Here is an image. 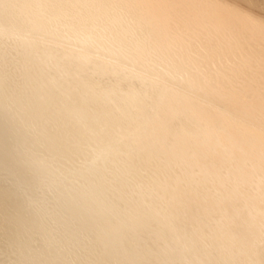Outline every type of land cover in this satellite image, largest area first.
<instances>
[{
	"label": "bare ground",
	"instance_id": "1",
	"mask_svg": "<svg viewBox=\"0 0 264 264\" xmlns=\"http://www.w3.org/2000/svg\"><path fill=\"white\" fill-rule=\"evenodd\" d=\"M218 1H220V0H218ZM230 1L231 2H233V1L239 2L240 5H237L238 7L235 5V7L239 8V9L242 8L243 12H244L245 8L246 9L249 8V9L253 10L254 6L257 7V9H255V10H258L260 12V14L262 15V17L259 18V20H263V22H264V0H260L261 5L257 1H256V4H254L252 2L254 4V6H252L253 4L251 5V2H250L251 0H230ZM220 2L224 3L228 7L231 6V3L226 2V0H221ZM220 2L215 3V5L220 4V6L222 7V5H224V4H221ZM148 3H150V0H0V71L4 72L5 76L7 77L8 74L14 72L13 69H19L20 67H22L20 65H22V64L25 65L24 61L29 60L31 58L30 57L31 55L28 52L29 48L30 49L35 48L36 46H38L40 44L39 46L47 45L46 48L48 50H49V48L53 49V47L58 46L60 48L65 49L63 51L67 50L68 54H69V52H71L70 54H73L75 56L74 58H70V57L68 58L67 57V59H65L63 62L59 63L58 68L60 67L61 70L64 69V71L65 70L67 71V74L65 76H68V74L71 75V73L73 71H75L76 66L79 65L78 61L81 60L80 62H82L83 59L89 58L91 61V62H89V65L93 62L98 68H100L101 71H99L98 68L96 69V71L99 74L101 72H106L107 71L106 68L110 69L112 67L111 68L112 70L110 73L112 74L113 78H117V80L119 79V81L122 80L123 79L122 77H124L125 75L126 76L129 75V77H127V79H129L131 75H132V77L139 78V80L140 79L144 80V78H147L150 82V86H149V84L147 85L146 83H143V85L146 84V86L141 85L142 84V83H140V82H142L141 80L138 82L137 85H141V87H145V88H147V86H148V88L151 87L152 89H148L146 91L144 89V93L139 92L140 93L139 95L137 93H136V95L134 94L135 91L137 92L138 86L135 87L133 85L135 87L134 88L132 86V84L134 82L132 83V81L130 79L129 80L131 81V86L128 85L130 82L128 84L124 83L125 85H123L122 81H121L122 84H119L118 81L116 83H114L115 81H113L111 79L110 75H108V72H107V74L104 73L105 75L102 73L103 75L101 74V75L97 76L98 77V79L96 78L97 82L101 83L100 86H95V84L98 85V83H95V81H93L95 78L92 80L94 82V84H93V82L91 83V80L89 81L86 79L89 83L94 85V88H92V86H89L90 84H87V83H85L87 85H84V88H86V86H89V88L91 87L90 89H92V92L90 89L88 90V88L86 90L83 87H81V88H83V90L86 91V93H88V91L90 94L93 93V94H91V95H93V98H91L92 96L89 95V93H88V95L90 96L89 97L90 100L88 99V96L86 99H88L90 102L93 99L96 103L95 104L94 101H92L93 104H91V105L92 106L95 105V107L93 106L94 108L91 109V111H92L91 114L89 112L91 106H88V105L87 106L90 107V108L87 107V109H89V111H88L89 114L84 113V115H86V116L91 115L90 121L87 120V122H84L83 120H86V118H85L82 121L84 123H86V125L85 124L84 125L78 124L79 126H75L76 128H78L77 131L75 130L76 134H79L82 137V139H83V137H85L84 139H86V142L95 141V143L96 142L99 143V141L107 140V137L109 136L110 133L111 134L115 133L117 135L118 134L121 135L123 133V132L119 133L121 131V129H122V131H123V129L125 130V128L128 127V125L130 127H132V129H133V130L129 131L130 127H128V130L127 129L125 130V131H129V133L124 136L126 139H122L123 141L119 142L118 145H116V148L115 149L113 148L114 150L113 149L111 150V148L109 150L107 149L110 152H108V151L103 152V150L105 148H108L107 146H105V148H104V145H106L108 143V142L106 143V141H105L104 145L101 146V147H103V148H101V149H103L102 151L99 147H97V148L95 147L96 150L99 148V150H97V152L99 151L98 152L99 154H100V151L103 153L108 152L107 154L110 153V155H111L110 157H112V158L109 159L108 162L110 160L112 161V159H113V164L110 161L111 164L113 165L112 168H116L118 172L112 171V168L110 170V166H109L110 162L109 163L104 162L105 165H103V168L105 169V166L108 164L109 170L111 172H114V174H115V172L118 173V176L120 177L119 179L120 180L123 179L122 181L125 180V182H126L125 183L126 185L123 184V189L121 190V188H122L121 184H120L121 181L119 180V182H118V184H120V186H119L120 188H119V187H117L118 185L116 186V184H114L118 181L117 179H116L117 181H115V177L117 175H114L115 177L113 176L114 177L113 178V177H110V175L111 174L113 175V173H110V175H109L110 178H108V179L106 178V179L109 181V183H111V181L109 179L113 178L112 179L113 183L106 184L108 181H104V182H106L105 184L99 183L100 185L97 186V188H95V190L97 189V191L101 190L100 195L103 196V198H107V199L111 198L112 202L110 204L108 214L116 217L120 226L122 224L124 225L122 231H126V229H127V232H128V229L131 226V224L127 228V226H128L127 222L128 221L131 222L130 220H132L133 218L136 217V219L138 218L137 219L138 221L140 220L143 222V224L144 223L147 224L150 231L156 233L155 235L152 233H151L152 235L151 234H148V235H151L154 239H160L163 246L159 250L158 255H156V256L153 255L154 258L149 257V259L144 260V261H146L145 264H156L157 260H161L160 262L163 261V264H213L214 259L216 257H217V259H215V260H217V261L219 260L218 264H264V229H263V231L261 230L262 233H257L258 232V230H256L257 227L256 228L254 227V225L258 226V224H256L259 221L258 218L262 217V216H256V215H261L262 212L264 215V165H261V163L257 160V158H256V160H254V159H253V161L251 160V158L249 157V154H247V152H246L247 147H246V145L244 146L245 143H243V142H245L244 141L245 134H243V133L246 130V132H245L246 134H249L251 137H252V135H254L257 139V141L255 140L256 142H253L252 145L250 143V147H254L256 151H260V148H262L261 146H264V130L261 131V129L259 127L260 123H258L259 128L257 127V125H255V128H254V127H252L253 126L252 123L250 125V122L246 121V123H244L245 126H243L244 127L243 130H240V132L238 131L237 134L235 133L237 138L238 137L240 138V140H236V138H233L232 136H230L229 132L226 130V127H227L226 125L228 123L226 124L225 120L227 122L228 118L227 119L224 118V117L228 116V117L232 118L234 121L237 118V116H235L234 114L240 113V111L242 109H243L242 111H244L247 114L245 116H248L249 118L251 117L250 119H252V120L253 119L258 120L262 116L254 114V115L258 116V118H256V116L253 117L248 111L251 108V107L250 108L247 107L249 105V103H248V105H245V106L240 105V107L238 106L237 102H231L230 104H227L226 102L223 101L224 98L221 99V95H218L217 93L210 92L208 89L205 90L206 92L201 91V93L199 95L198 94L194 95L197 92H199L198 90H201V88H200V86L197 87L198 89L196 88V85H198V83L194 77V73L192 72V70H194V69H191V71L185 69V67L190 62V59L192 58L190 56L189 52L198 51L199 53H201L200 56H202V54H203V55H206L209 57L213 56L212 54H217L215 57L216 59L215 58L213 59V60H217V57L219 56V54L217 53V50H219V49H220V51L223 50L225 48V46L228 44L231 45L232 48L234 46V48H235L234 51H235L236 55H238V54L240 55V53H241V56H242L245 54V53L242 54V51L245 52V50H248L247 53L251 57L253 56V58L255 59L254 63L256 65V61L259 58L258 56H261L262 58H264V38H263V42H259V41L256 42V43H258L257 46H255L256 43H255V45H252L251 41H248V40L246 41V42H248V45H245L244 43H246V42L242 41L245 38L244 35H243V38H241L242 39L241 40L240 36L236 38V36H238L239 33L236 36L233 35V33L235 34L236 30H235V32L233 31V33H231L233 28L234 27L236 28V25L238 24L236 22V25L231 24V25H234L233 28L230 26L232 28L231 31H230V27H229V29H222V27L224 28L225 25L221 27V29L223 30L222 31V30H217V28H216L217 23H214L216 26L215 29L212 28L213 26L210 28L209 25L206 24L207 26L204 30L202 28H200V31H201V29L203 31H201V33L199 32L200 34L197 35L193 39L194 40L193 43L192 42L190 43L189 41L185 40L182 37V35H181L182 32L181 33L178 32L180 29L179 30L177 29V33L173 34V37H165L163 39L162 38L163 34H159L157 32L161 28L160 27L161 22L165 23L168 21L165 18V15H163V13H164L163 8H162L163 5L162 4L161 5L159 4L157 6L154 5V8L152 9V8L148 7ZM145 5H147L146 9H144ZM165 7H166V5H165ZM223 7H224V9L226 8L225 6H223ZM231 7L234 10L236 9L233 7V5ZM229 8H227V10ZM144 10H146V11L148 10V13L141 14V12ZM166 10H168V9H166ZM234 10H232L233 13H234ZM238 10H235V11L237 12ZM240 10H239V12H240ZM213 11H214V9H213ZM228 11H230V10H228ZM232 11H230V12H232ZM166 12H169V11H166ZM166 12H165V14H166ZM216 12H219V11L216 10L214 12V14H216ZM227 12H225L224 14H226ZM230 12H229V14H230ZM236 12L234 13V14L238 15L236 20L237 21L238 20L243 21L242 19H240V18L245 16L244 14H242L243 12H240L241 13L240 15ZM249 12H250L249 10H247V12L245 11L246 14H248ZM212 14H213V12H212ZM220 14H222V13H220ZM224 14H223V17H224ZM249 14H251V13H249ZM249 14H248V16H249ZM206 15H207V13H206ZM217 15H218V13H217ZM230 15H232V14H230ZM230 15H228V16H230ZM251 15L254 16L253 14H251ZM251 15H250V18L252 17ZM208 16H211V15L209 14ZM234 16H236V15H234ZM169 17L171 19H173L171 15ZM214 17L215 16H213V18ZM225 17H227V16L225 15ZM211 18H212V16H211ZM219 18H220V16H219ZM250 18H249V20H250ZM226 19H228V18H226ZM246 19L248 20V17H246ZM175 20H176V23L178 24L177 28H179V27L181 28L182 24H184L186 26V28L189 27L188 26V23H189L188 16L180 15V16H177L175 18ZM214 20L216 21V19H214ZM214 20L212 19V21H211L212 24H210V25H213ZM252 20H254L255 24H256V22H259V23L262 22L259 20L256 21L257 19H255V18L254 19L252 18ZM202 21H204V20L202 19ZM220 21H222V19ZM230 21H231V19H230ZM248 21H247V23H248ZM204 22H202V24ZM244 22H246V21H243V23ZM205 23H204L203 28L205 27ZM250 23H251V25H250ZM250 23L248 26L245 23V27L247 26V29H248V30L246 29L245 31L252 32L253 29L258 28V25H256L257 28L253 25L254 28L251 27L252 31L249 30L248 27H250V26H252V24H254L253 21ZM54 24L55 25L58 24L56 26L59 28H62V27H60V24H62V26H64V30L61 31V29H58V28H57L58 30L57 29L50 30L51 27H53V28L55 27V26H53ZM223 24H225V23L222 22V25ZM228 24H230V23H228ZM240 24H242V23H240ZM220 26H221V22H220ZM242 26H243V24L240 26V28ZM260 26H261V28L263 27L262 24ZM186 28H185V30H186ZM164 29L166 32L167 29L166 28H164ZM183 29H181V30H183ZM262 29H264V27ZM259 30H260V28H258L257 33H259L261 31V30L260 31ZM135 34H137V37H134ZM253 35L255 36V34H253ZM245 36H247L248 39L250 37V36L248 37V34ZM251 37H252V39L254 38L253 36H251ZM147 39H150V41L153 42V46L156 47L158 51H160L162 49V47L166 46L163 42H165L166 44L169 45L168 47H166V49L169 52V55L164 60L163 65H161L160 63H158L157 61H154V60L153 61L155 63L151 62L152 59H149L150 57L147 58L145 56V54L147 52L146 49H148V46H149V43L146 42ZM259 39H261V38H259ZM186 42H188V44L189 43L190 44L188 45L186 50H184V48H182V44L183 43L185 44ZM250 43H251V45H250ZM53 45H55V46H53ZM185 45L187 46V44H185ZM169 48L170 49L174 48L176 50H174L173 52L170 53ZM39 49H41V48L39 47ZM215 49H216V53L214 51ZM48 50L46 52H48ZM56 51H57V48H56ZM220 51H219V53L222 54V52H220ZM60 52H62V51H60ZM32 53H33V51H32ZM36 53H38V52H36ZM51 53H52V50H51ZM52 54H54V53H52ZM62 54H63V52L61 53V55ZM64 54H65V52H64ZM248 54H246V56L249 57ZM35 55L36 54H33V56H35ZM37 55H39V54H37ZM40 55H42V54H40ZM58 55H55V57H57ZM61 55H59L58 57H61ZM251 57H250V59H251ZM48 58H50V57L48 56ZM37 59H38V57H37ZM43 59H44V57H43ZM53 60H51V61H53ZM209 60H210V58H209ZM36 61H38V60H35L34 62L36 63ZM44 61H42V62H44ZM48 61L50 64L52 63L50 60H48ZM60 61H62V59H60ZM56 62L58 63V61H56ZM257 62H261V60L257 61ZM29 63L32 64L30 60H29ZM47 63H45V64H47ZM40 64H42V63H40ZM45 64L44 63L42 64V65H44L43 68L45 67ZM50 64H47V65L50 67ZM52 64H54V63H52ZM60 64H61V66H60ZM54 65H53V67H54ZM25 66H27V65H25ZM86 66H88V65H86ZM86 66H82V67L83 68L85 67L84 69L86 70V73H88V71L90 72L91 69L88 66V68L90 69L89 70L88 68H86ZM155 66H158V67L164 69L165 71H160ZM166 66H168V68ZM40 67H41V65H40ZM77 67H79V66H77ZM44 69H46V68H44ZM51 69H53V71L52 70L51 71L54 74L55 73L54 71H56V70L54 68H51ZM103 69H105L106 71H102ZM61 70H59L60 73H61ZM92 70H93V68H92ZM92 70H91V72H92L91 75L93 74ZM178 70H181L182 74H179L180 75L179 78L173 77L172 73L177 72ZM66 71H65V73H66ZM76 71H78V69H76ZM94 71H95V68H94ZM79 72L81 73L82 71H79ZM97 72H95V73H97ZM194 72H196V71H194ZM55 74L58 75L57 80L60 79V76H61V78L62 77L65 78V76H62L58 73H55ZM62 74H63V71H62ZM82 74H83V72H82ZM86 75H88V74H86ZM197 75H199V74H197ZM55 76H53V77H55ZM71 76H73V75H71ZM71 76L68 78H71ZM202 77H205V76L203 75ZM79 78H80V76H79ZM81 78H80V80H82ZM50 79L53 81L52 78H50ZM72 79H73V77H72ZM76 79L77 78L75 76L74 80H76ZM83 79L85 80V78H83ZM131 79H133V78H131ZM147 79H145V80H147ZM74 80H72V82H74ZM134 80L136 81V79H134ZM203 80H206V78H204ZM67 81L70 82L69 79L66 80V83H67ZM125 82H128V81L126 80ZM145 82H147V81H145ZM74 83H76V82H74ZM112 83L114 84V86L111 85ZM204 83H205V81H204ZM79 84H80V82H79ZM247 86H249V85H247ZM65 87H63V88H65ZM132 87L134 88L133 90H132ZM68 88L66 87L65 90L63 89L65 91V95H67L66 91H68V92L70 91V94H68V96L72 97L71 96V89L68 90ZM96 88H99V89L96 90ZM203 88L204 87H202V89ZM93 89L95 90V92H93ZM249 90H250V88H249ZM73 91H75V90L72 89V93L74 94ZM80 91H82V90L80 89ZM140 91L143 92L142 88ZM217 91H219V90H217ZM84 92H83V94H84ZM220 92H222V91H220ZM247 92H248V89H247ZM75 93H77V92H75ZM86 93H85V95H87ZM242 93H244V92H242ZM77 94L79 95V93H77ZM83 94H81V95H83ZM232 95H233V93H232ZM73 96L78 97L76 95H73ZM199 96L202 97V99H200ZM70 97H68V99ZM79 97H80V95H79ZM85 97H84V99H85ZM225 97L229 98L228 96H225ZM238 97H241V96H238ZM60 98H61V103H64L65 101L62 99L65 97L60 96ZM78 98H77V100H78ZM73 99H74V104H75V105L73 104V106L76 107V105H77V109H79L80 112L82 109L85 110V112H87L86 111L87 109H84L87 102L82 103V97L79 99V100H81V102L76 101V98H74V97H73ZM84 99H83V101H84ZM232 99H233V96H232ZM235 99H237V98L234 97L233 100H235ZM70 100H72V98ZM240 100L242 102L241 98H240ZM247 100H249V98ZM89 101H88V104H89ZM68 102H66V103H68ZM244 102H245V100H244ZM71 103H73V102H70V104ZM199 103H201L203 105L199 106L198 105ZM63 105L65 106L66 104H63ZM218 105H222L221 108H216V106H218ZM262 105H263V103H262ZM58 106L62 107L61 105H58ZM253 106H255V105H253ZM66 107L70 108V106H67V105H66ZM223 107H225V108H223ZM63 108H65V107H63ZM69 108H68V110H70V111H71V109H72V111L75 110V108L73 109V107H71V109H69ZM227 108L230 111L228 110V112L226 113ZM79 110L77 111L78 112L77 114L80 113ZM215 111L217 114H219V117L221 116V118L215 117V115L212 116V113H214ZM263 111H262V114H263ZM75 112L76 111H74V113ZM229 112H230V114H229ZM82 113H83V111H82ZM82 113H80V117L82 116ZM75 115H76V113H75ZM75 115H74V117H75ZM72 116H73V114H72ZM76 117H79V116L77 115ZM81 119L77 120V123H79L78 121H80V124H83ZM87 119H89V117ZM261 119H263V118H261ZM73 120H74L73 122L75 123L76 119H73ZM229 120H231V119H229ZM247 120H249V119H247ZM239 121H241V120H239ZM261 122H262V120H261ZM263 122H264V120H263ZM74 123H72V122H71V124L69 123V126L72 124L76 125ZM232 126H233V124L231 125V127ZM67 127H68V125H67ZM68 128H66V129L68 130ZM73 128H70V129L72 130ZM74 129H73V131H74ZM75 131L73 133H75ZM90 132L91 133L93 132L94 134H92V136L87 137L88 134H91ZM232 133H234V132L232 131ZM76 134L74 135V137L77 138ZM254 136H253V140L255 139ZM260 137H262V139H260ZM108 138H110V136ZM121 138H122V136H121ZM78 139L81 141L80 137ZM84 139L81 142L84 143V145H86V142H83V141H85ZM91 139H94V140H91ZM245 139L247 140L246 137H245ZM108 140L110 142V139H108ZM248 140H249V138H248ZM248 140H247V143L249 142ZM103 142H100L99 146L102 145ZM257 142L261 145L259 146L257 144ZM115 143H116V141H115ZM88 144L91 145L92 149L94 148L93 146H95L94 143H93V145H92V143H88ZM108 144H111V146H112V143H108ZM113 145H114V142H113ZM200 145H202V148ZM111 146H109V147H111ZM113 147H115V145ZM244 147H246V148H244ZM91 148H90V150H91ZM0 151H1L0 152V158H2L1 162L3 161L4 164L7 162V166L3 167L2 169L7 167L6 169H8L7 170L8 173H9V171H11L15 175L16 179L21 180V183L23 181L24 184H26V185L29 182H31L30 184H32V181H28L27 183H25L26 181H24V180H26V179L27 180L28 179L34 180V176L36 177L34 180L35 184L37 183L36 179L37 180L38 179L43 180L42 178L44 175V170L38 165H33L31 169L25 168L22 166L23 171L19 170V172L15 173L14 169L18 165L22 164L21 163L22 160H21L19 155H17L13 150H11L9 142L7 141V130L5 128H2L1 126H0ZM89 151H88V153H89ZM95 151L93 150L94 154L98 155L97 152H95ZM111 151H113V152H111ZM244 152H246L245 153L246 155L244 154ZM90 154H92V153H90ZM241 154L242 155L244 154V155L242 156ZM223 155L225 156V159H227V157H229L231 159L236 158L238 160H241V159H239L241 156L245 158V160L243 161V163L241 165V168H239V169L237 168L238 171L235 172L236 174L233 173L236 176L234 178L236 181V186L238 188H240L242 186V184L247 185V183H249V181H248L249 179H247V178H248V175H250L249 173L252 172V171L250 172L249 170H251L253 168L258 169V170L256 169L258 171L257 176H256L257 177L256 178V185L257 186H255L254 189H249V190H252V191H250L249 194L245 195V192H243L244 193V199H245V202H244L245 208L244 209L246 211H248L249 214L253 213V211H251L253 204H257L259 201L257 200L258 201L257 203L254 202L253 204H250L252 207L249 206V203L250 202L252 203L253 201H255L254 198H256V199L262 198V200H261V203L259 202L260 205H258L259 203L257 204L258 206H260L259 212H258V209L256 210V212L254 211V213L256 215L253 213L254 216H253V214H251L252 217H250V215L246 211L245 212L247 214L246 213L243 214L244 211L242 212L243 215L246 214L247 217H250V218H248V219H250V221L252 218V222L246 223L247 225H245V223H244V225L246 227L245 229L251 230V234H250V237H248L246 239L245 238L241 239V240H243V242L241 241L242 242L241 244H238V242L236 240L237 236L241 233H239V231H237L239 234H236V236H234L236 230L238 229V227H240V223L242 225L241 221L244 219V218L240 217V214H239V216H237L236 214L232 215L231 218H229V220H227V218H226V221H230V222L232 221L231 222L232 226H230V228L227 230L221 231L220 227L219 226L217 227L216 224H214V223L221 221V219L223 217L222 215L225 214V213L222 214L221 210L216 209L215 212H213V213L211 212L212 214L209 213L210 214L209 217L205 216V218L200 216L201 214L203 215L204 212L201 214H200V212L195 213V211L197 210L196 206H197V204H199V203H197V201L203 202L204 204L206 203L205 205H207L208 202L216 199L215 194L221 195L222 189L219 186L216 187L214 182H212L216 188L214 191L209 192L212 195L210 196L208 194V196H210L209 197L210 199H207L206 193H204V188L206 187L205 186L206 184H204V186H203V182H201V179L202 180L204 179L203 178L204 172L207 171V172H210V174L212 173V175H214L213 172L215 171L216 167L218 168V164H220V166H221V163H223V165L225 167L224 172L219 177L217 176V179L220 182H222L223 181L222 178L224 177L223 175H226V176L228 175L227 176L228 178H229V176H231V174H230L231 172H229L230 171L229 169H231L229 166H231V164H228V161H227V160H229V158L223 162V161H221ZM101 156H103V155H101ZM101 156H99V157H101ZM88 157L92 158L91 155ZM99 157H97V158H99ZM93 158H94V156H93ZM97 158H95V160ZM105 158H107V156ZM105 158L103 157L104 161H106ZM103 159L101 158L100 160H102V162H103ZM92 161H93V159H92ZM238 162H237V165H238ZM89 163H92V162H89ZM1 165L4 166L3 164H0V166ZM93 165L91 164L92 169H93ZM95 166H97V165L95 164ZM219 168H218V170H219ZM6 169H4V170H6ZM94 169H95V167H94ZM116 169H113V170H116ZM194 170H199L198 174L195 173L198 175V177H197V175L195 176V174L191 172ZM97 172H98V170H97ZM207 172H205V173H207ZM8 173H6V174H8ZM106 173H108V172H106ZM255 175H256V173H255ZM12 176L13 175L11 174V177ZM32 176H33V178H31ZM217 179H216V181H217ZM101 180L99 182H101ZM34 181H33V184H34ZM235 181L233 180L232 182L235 183ZM102 182H103V180H102ZM230 182H231V180H230ZM18 184L20 185V182L17 183V186H18ZM30 184H29V186H30ZM113 185L116 186V188H119L120 191L118 189L117 192L113 193V191L115 190L114 189L115 187L114 188L112 187ZM124 185L127 188H124ZM221 185H222V183H220V186ZM223 185H225V184H223ZM21 186L22 185H20L21 189L19 190V188H18L17 190L21 191L22 190ZM24 187H26V186H24ZM237 187L236 188L234 187V190L235 189L237 190ZM91 188H94V187H91ZM201 188H203V190ZM250 188H252V187H250ZM194 189H196V192H195L196 194L193 193L195 191ZM231 189L233 190V188H231ZM231 189L230 190L227 189L225 195L222 193L223 199H221V197L219 196L220 197L219 199H221L222 201L221 200H220L221 202L218 201L221 206L225 205L224 209H227V210H224V212L227 211L228 216H229V213L230 214L232 213L229 211L230 210L229 205H231V202L229 205H228V203H229V200L232 201L233 194L235 195V192L232 193ZM92 190H93V192L95 191L94 189H92ZM249 190H248V192H249ZM19 191H15V192H18V194H19ZM86 193H88V192H86ZM12 194L16 195L15 198L17 200L18 194L17 193H12ZM204 196H205V198H204ZM213 196H215V197H213ZM182 197H183V199H182ZM10 198H13V196L11 195V197H9V202L11 201ZM240 198L241 197H239V199ZM19 199L20 198H18L17 201H21V199L20 200ZM196 199H197V201H196ZM233 200H236V199H233ZM14 201H15V199H14ZM14 201L12 200V202H10V203H12L11 204L12 206L14 205L13 204ZM120 202H124L125 206L123 209H119L120 210L119 211L117 206H120L119 205ZM218 202L216 203L215 207H217ZM240 202H242V201H240ZM203 203H202V206H204ZM214 203H215V201H214ZM121 204H123V203H121ZM238 204H239V202H238ZM18 205L21 206L20 203ZM22 205H24V203ZM26 205H29V204H26ZM209 205H212V207L214 206L213 204H208L207 206H209ZM20 206L18 208H16L15 211L18 210L20 208ZM200 206L201 205L199 204V207ZM218 206H219V204H218ZM22 207L24 208L25 205ZM215 207H213V208H215ZM205 208H207V207H205ZM12 209H14V206L12 207ZM209 209H210V206H209ZM19 211H20V209L18 210V212ZM216 211H220L221 212L220 214H222V215L215 214V213H219ZM239 213H241V212H239ZM258 213H260V214H258ZM140 214H142L141 217L139 216ZM205 215H207V214H205ZM21 220L23 221V224H24L25 222H24L23 218ZM0 221H2V220H0ZM16 221H19V220L17 219ZM222 221L220 224L221 226H222ZM244 221H245V219H244ZM134 222L136 223V220H134ZM19 223H20L19 225L13 223V225L15 224L14 227L12 226L13 228L9 225L10 224L9 223L8 224L9 226H7L6 229H4L2 227V230H6L5 232H7V233L9 232L8 233L9 235H10V232L12 234L17 233V232H15L17 229L20 230L21 228L25 227V225H22L21 222H19ZM223 223H224V221H223ZM228 223L229 222H227V224ZM25 224H28V223H25ZM263 224H264V221H262L260 224L261 227L264 228ZM3 225H4V223L1 226H3ZM132 225L134 226V224H132ZM185 225H188V226H185ZM27 226L32 227L33 225H32V223H30ZM10 227L12 228V231L10 230ZM28 227H25V228H28ZM142 227H143V225H142ZM228 227H229V224H228ZM228 227L226 226V228H228ZM139 228H141V227H139ZM7 229L10 231H7ZM23 229H21V230H23ZM114 229L116 230V228H114ZM143 229H144V227H143ZM242 229H244V228H242ZM21 230L19 232H21ZM115 230H113L114 233L119 232V231L117 232ZM246 230H244V232ZM122 231H121V233H122ZM127 232H126V234H127ZM143 232H144V230H143ZM146 233H148V232H146ZM160 234H161V236H160ZM128 235H129V233H128ZM128 235H126V236H128ZM138 235H137V237H138ZM143 235L141 234V236H143ZM10 236H9V238H10ZM122 236H123V234H122ZM124 236H125V234H124ZM133 236L135 237V235H133ZM145 236H146V234H145ZM15 237H16V235H15ZM15 237H13V240H12V243L14 241L13 245L17 242V240L14 239ZM245 237H247V234L245 235ZM239 238H242V237H240V235H239ZM7 239L8 238H6V240ZM10 241H8V242H10ZM209 241H210V244L207 246L206 243ZM25 243H24L23 247L28 248L30 243H28V244H27V242H25ZM148 246H149V248H152V250L155 248L154 247L155 243L153 242V240L148 242L147 247ZM28 250H30V249H28ZM240 250L243 252H240ZM237 252H238V254H237ZM157 256H158V259H157ZM218 257H219V259H218ZM144 261L142 262V264L144 263ZM56 263H58V262L55 260V262H53V264H56ZM121 264H135V263L134 262L124 263L123 262ZM157 264H159V263H157Z\"/></svg>",
	"mask_w": 264,
	"mask_h": 264
},
{
	"label": "rangeland",
	"instance_id": "2",
	"mask_svg": "<svg viewBox=\"0 0 264 264\" xmlns=\"http://www.w3.org/2000/svg\"><path fill=\"white\" fill-rule=\"evenodd\" d=\"M217 1L218 0H150V3H148V7L153 9L154 5L155 6H157L159 4L163 5L162 6L163 12H164L163 15H165V18L168 21L165 22L166 24L161 22V24H160L161 28L157 31L159 34H163V37H162L163 39L165 37H173V34L177 33V29L178 30L180 29L178 32H180V33L182 32V34H181L182 37L185 40L189 41L190 43L191 42L193 43L194 42L193 39L197 35H199L201 33V31H203L206 28L207 25H209L210 28L213 26L212 28L215 29L216 26L214 23H217V27H216L217 30H222V29H229L230 26L233 28L234 25H231V24L236 25V22H237L238 23L237 24L238 26L236 25L237 29L234 27L233 30L231 31L232 28L230 27L231 33H233V31L235 32V30L237 32V33L235 32V34L233 33V35L236 36L239 33L238 36H236V38L240 36V39H241V38H243V35H244L245 40L244 39L243 40L241 39V40L243 42L244 41L246 42L247 40L251 41L252 45H255V43L258 41L263 42V38H264V31L263 30L264 29H262V28L264 27V24H263L264 22H263V20H259V18H261L262 15L260 14V12L258 10H255V9H257V7L254 6V4H256V1L261 5L260 0H251L250 1L251 5L254 3L252 5V6H254L253 10L249 9V8L248 9L245 8L244 12L242 11V8H240L241 10L239 8H237L238 7L237 5H240L239 2H236V1L231 2L230 0H226V2L231 3V6L233 5V7L236 8L235 10L239 9L240 12H243L242 14H244L245 16L240 18V19H242L243 21H246L244 23L241 20H238L239 22L236 20L238 15L234 14L236 11L231 6H229L230 7L229 8L224 3H221L220 2L221 0L218 2H220L221 4H224V5H222V7L220 6V4L215 5V3H218ZM165 5H166V7H165ZM235 5L237 7H235ZM223 6H225L226 8L224 9ZM146 8H147V5L144 6V9H146ZM227 8H229L228 10H230V11L234 10V13H233V11L232 12L228 11ZM166 9H168V10H166ZM213 9H214V11H213ZM215 9L217 11H219V12H216V14H214V12L216 11ZM239 10L236 13H238L240 15L241 13L239 12ZM247 10H249L250 11L249 13L253 14L255 17L249 13H248L249 14V16H248V14L245 13V11L247 12ZM166 11H169V12H166ZM165 12L167 15L165 14ZM212 12H213V14H212ZM225 12H227V13L224 14ZM229 12L232 15H230ZM143 13H148V10L147 11L144 10L141 12V14H143ZM206 13H207V15H206ZM217 13H218V15H217ZM220 13H222V14H220ZM209 14L212 16V18H211V16H208ZM223 14H224V17H225V15L227 17L224 18ZM227 14L230 16H228ZM233 14L236 16H234ZM168 15L169 16L171 15L173 19H171ZM180 15L188 16V18H189V23H188L189 27L188 28H186V26L184 24H182L183 27L181 26V28L180 27L177 28L178 24L176 23L175 18L177 16H180ZM250 15L252 16L251 18H250ZM213 16H215L216 18L215 17L213 18ZM219 16L222 19V21H220L221 19L219 18ZM246 17H248V20L250 18L249 21L250 22L253 21V23H254V24H252V26L248 27L249 30L252 31V28H254L253 25L256 28H257L256 25H258V28H260V30H261V31L260 30L259 31L261 33L260 32L257 33L258 28L253 29V31L255 30L254 32L253 31L252 32L245 31L247 29V26L250 23L246 19ZM226 18H228V19H226ZM252 18L257 19L256 21H258V20L262 21L263 23L262 22L261 23L256 22V24H255V22H254V20H252ZM202 19L206 23L204 21H202ZM212 19L213 20L216 19V21L214 20L213 25H210V24H212L211 23ZM230 19L232 22L230 21ZM219 21L221 22V26H220ZM247 21H248V23H247ZM202 22L205 23L204 28H203L204 23L202 24ZM222 22L225 24L222 25ZM228 23H230V24H228ZM240 23L243 24V26L241 28H240V26L242 24H240ZM245 23L247 25L246 27H245ZM261 24L263 25L262 28L260 26ZM56 25H58V24H56ZM56 25L54 24L53 26H55V27L54 28L51 27L50 30H52V29L55 30L57 28L61 29V31L64 30V26H62V24H60V27H62V28H59ZM224 25L226 28L222 27ZM250 25H251V23H250ZM221 27H222V29H221ZM164 28L167 29L166 32H165ZM185 28H186V30H185ZM200 28H202L203 30L201 29V31H200ZM181 29H183V30H181ZM245 32L246 33L248 32L247 34H248V37L250 36L249 37L250 40L247 38V36H245V35H247ZM253 34H255V36ZM251 36H253L254 38L252 39ZM134 37H137V34H135ZM259 38H261V39H259ZM146 42L149 43V46H148V49H146L147 52H146L145 56L147 58L150 57L149 59H152L151 62L157 61L158 63L163 65L164 60L169 55V52L166 49V47H168L169 45L166 44L165 42H163L166 46L162 47V49L160 51H158L157 48L153 46V42H151L150 39H147ZM246 43H244V44L248 45V42H246ZM251 43H250V45H251ZM185 44H187V46ZM185 44L184 43L182 44V48H184V50H186V48L189 45L188 42H186ZM257 44L258 43H256L255 46H257ZM39 45L36 46L35 48H32V49L29 48V50H28V52L31 55L30 56L31 58L29 57L30 58L29 60L31 61L32 64L29 63V60L24 61L25 65H27V66H25L21 63L22 65H20V66H22V67H20L19 69H13L14 72L8 74L7 77L5 76L4 72L0 71V126L7 130V141L9 142L11 150H13L17 155H19L21 160H22L21 161L22 164L18 165L14 169V171H15V173L19 172V170L23 171L22 166L25 168L31 169L33 165H38L44 170V175L42 178L43 180H39V179L37 180L36 179L37 183L35 184L34 180L36 177L34 176V180H32V179L24 180V181H26L25 183H27L28 181H32V184H30L31 182H29L26 185V184H24L23 181H22V183H23L22 184L21 180L16 179L15 175L11 171H9V173H8V171H7L8 169H6L7 167L4 168L6 170L2 169L3 167L7 166V162L4 164L3 161L1 162L2 158H0V164L4 165V166H2V165L0 166V168H1L0 169V220H2V221H0V223H1L0 224V229H1L0 230V264H53V262H55V260L59 264H121L123 262L124 263L134 262L135 264H142V262L146 259H149V257L154 258L153 255H155V256L158 255L159 250L163 246L160 239H154L151 236L152 234L155 235L156 233L150 231V229L148 228V225L145 223L143 224V222L140 220L138 221L137 220L138 218L136 219V217L133 219L131 218L133 221L130 220L131 222H129V221L127 222V225H128V226L126 225L127 228L131 224V226H130L131 228L129 227L128 232H127V229H126V231H122L124 225L122 224L120 226L117 218L114 217L113 215L108 214L109 207H110V204L112 202L111 198H109V199L103 198V196L100 195L101 190H98V191H97V189L95 190V188H97V186H99L101 183L105 184L106 182H104V181H108L107 179L110 177H113L114 175H117L116 177L114 176L115 181L118 180L114 184H116V186L118 185L117 187H119L121 184V187H122L121 190L123 189V184H125L126 182H125V180L122 181L123 179L120 180L118 173H116V172H118L117 169L112 168L113 167V165H112L113 159H112V161L110 160L112 162V164L109 161L110 162L109 166H110V170L112 168V171H116L115 174H114V172H111L109 170L108 164L105 166V169L108 167L106 170L103 168V165H105L104 162L107 163L108 160L112 158V157H110L111 156L110 153L107 154L108 152H110L108 150L110 148H111V150L113 148L115 149L116 145H118L119 142L123 141L122 139H126L124 136L126 134H128L129 131L133 130L132 127H130L128 125V127H130L129 131H125L126 129L128 130V127H126L125 130L123 129V131L121 129V131L119 133L123 132L122 133L123 135L122 134L117 135L114 133L116 135L115 136L114 134L110 133L111 134V135L109 134L110 138H108L109 136L107 137V140L110 139V142H109V140L108 141L105 140V141H106V143L107 142L112 143V146H111V144H108V143L106 145H104V143H105L104 140H103L104 142L103 141H99V143L96 142L97 144L95 143V141L86 142V139H84L85 137H83V139L85 140L83 142H86V145H84V143L81 142L83 140L82 137L79 134H76V131L78 128L75 127V126L84 125V124L86 125V123H84V122H87V120L90 121L91 115L86 116V115H84V113L89 114L88 113L89 109H87L88 106H91V108L88 107V108H90V111H89L90 114L92 112L91 109H93L95 107V105H93L94 107L91 105V104H93L92 101H94V100L92 99L91 102L89 101L90 100L89 95H91L93 93L90 94L88 91V93H89V95H88V93H86V91L83 90V88H84V85H87V84H90L89 86H92V88H94V85H93L94 82L93 81H95V83H98V85L95 84V86H100L101 83L97 82V79H98L97 76L101 75L102 73L107 74V72H108V75H110L111 79L113 81H115L114 83H116L118 81L119 84H122V82H123V85H125L124 83L128 84L130 82L128 85L131 86V81H132V83L134 82L132 84V86L134 85L135 87L136 86L139 87V88L137 87L138 90L136 89L137 92L136 91L134 92L135 95H136V93L138 95L140 93H144V89H145V91L148 89H152L151 87L148 88V86H147V88L141 87V85H143V83H146L147 85L149 84V86H150L149 80L147 78H144V80L147 79V80H145L147 82H145L143 79H140L142 81L140 83H142V84L137 85L138 82L140 81L139 78L132 77V75H131L129 78L131 80L130 81L129 79H127V77H129V75H127V76L125 75L124 77H122L123 79L119 81V79L117 80V78H113L112 74L110 73L112 70L111 69L112 67L110 69L106 68L107 71L105 69H103L102 71H106V72H101L99 74L96 71V69L98 67L93 62H92L93 64L91 63L92 65L91 64L89 65V62H91L89 58L83 59L84 62L83 61L80 62L81 60L78 61L79 65H77V66H79V67L76 66L75 71H73L71 73V75H73V76H71L70 74H68V76H65L67 74V71L65 70L66 71V73H65L64 69L61 70L60 67H59L60 68L59 69L58 68L59 63L63 62L65 59H67V57L68 58L69 57L74 58L75 56L73 54H70L71 52H69V54H68L67 50L63 51L65 49L60 48V47L55 46V45H53V46H55V47H53V49L55 48L54 50L52 48H49V50L51 49L52 53H54V54H52L51 50L49 51L46 48L47 45H44V46L43 45L39 46ZM39 47L41 49H39ZM56 48H57V51H56ZM47 50H48V52H46ZM169 50L171 53L176 49H174V48L170 49L169 48ZM234 50H235L234 46L232 48V46L229 44L226 45L223 50H221V51H220V49L217 50V53L219 54V56L217 57V60H213L217 54H212L213 56H211V57L202 54V56H203L202 57V56H200L201 53H199L198 51L189 52L187 50L190 53V56L192 58L190 59V62L185 67V69L189 70V71H191V69H194V70H192V72L194 73V77L198 83V85H196V88L199 86L201 88V90H198L199 92H197L194 95H197V94L199 95L201 93V91H205L208 89L210 92L217 93L218 95H221V99L224 98L223 101L226 102L227 104H230L231 102H237L238 106L240 107V105L245 106V105H248V103H249V105L247 106L249 108L251 107L250 110H248L249 113L253 117H255L256 115L262 116V117H260V119L263 118V119H261L262 122L260 119H258V120L253 119L252 120V119H250L251 117L249 118L248 116H245L247 114L244 111H242L243 109L241 108L242 110L240 111V113L234 114L235 116H237V118H236L237 120L235 119L236 121L235 120L233 121V119L228 117V116L224 117L225 119L228 118V120L231 119V120H229L230 122L228 120L226 122V120H225V123L226 124L228 123L226 125L227 126L226 130L229 132V135L232 136L233 138H236V140H240L239 137H238L239 139L237 138L236 134L238 133V131L240 132V130H243V128H244L243 126H245L244 123H246V121L250 122V125L252 123L253 124L252 127H254V128H255V125H257V127H258V125H259L258 123H260L259 127H260L261 131L264 130V122H263V120H264V111H263L264 110V58H262L261 56H258L259 58L257 61L261 60V62L256 61V65H255V63H254L255 59L253 58V56L251 57L247 53L248 50H245V52L242 51V54L245 53L242 56H241V53H240V55L239 54L236 55ZM32 51H33V53H32ZM60 51L63 52L62 55H61L62 52H60ZM214 51L216 53V49ZM219 51L222 52V54L219 53ZM36 52H38V53H36ZM64 52H65V54H64ZM33 54H36V55L33 56ZM37 54H39V55H37ZM40 54H42V55H40ZM58 54L61 55V57H58L59 56ZM246 54H248L249 57L246 56ZM55 55H58V56L55 57ZM48 56L50 58H48ZM37 57H38V59H37ZM43 57H44V59H43ZM250 57L252 60L250 59ZM209 58H210V60H209ZM34 59L38 60L39 62L36 61V63H35ZM60 59H62V61H60ZM48 60H50V61L53 60L51 62L54 63L55 65L52 63L50 64ZM42 61H44V62H42ZM56 61H58V63ZM40 63L50 64V67L47 64H45L44 68H46V69H44L43 68L44 65H42ZM40 65H41V67H40ZM53 65H54V67H53ZM86 65H88L91 70L93 68V70H92L93 76L91 75V73H92L91 70ZM60 66H61V64H60ZM82 66H86V68H88L90 70V72L87 70L88 73H86V70L84 69L85 67L83 68ZM155 67L157 69H159L160 71H165L164 69H162L158 66H155ZM166 67L168 68V66H166ZM51 68H54L56 70V71H54L55 73H58L62 76H65L66 79L63 77H62L63 78L62 79L61 76L59 75L60 79L57 80L58 75L54 73L57 76L56 77L52 73L53 69H51ZM94 68H95V71H94ZM76 69H78V71H76ZM59 70H61V73ZM98 70L101 71L100 68H98ZM62 71H63L64 75L62 74ZM79 71H82L83 74H82V72L80 73ZM194 71H196L197 73ZM95 72H97V73H95ZM86 74H88V75H86ZM179 74H182L181 70H178L177 72H173L172 76L175 78H179V76H180ZM197 74H199V75H197ZM52 75L55 77H53ZM74 75L77 78L76 80H74V78H75ZM203 75L205 77H202ZM70 76H71V78H68ZM79 76H80V78L82 77L81 78L82 80H80ZM72 77H73V79H72ZM50 78H52L53 81ZM83 78H85V80L86 79L89 81L91 80V83L93 82V84L89 83L87 80L85 81ZM94 78L95 79L97 78V79L95 80ZM131 78H133V79H131ZM204 78H206V80H203ZM68 79L70 80V82L72 84L69 81H67V83H66V80H68ZM125 79L128 82H125L126 81ZM134 79H136V81ZM72 80H74V82H76V83L72 82ZM204 81H205V83H204ZM79 82L81 85L79 84ZM85 83H87V84H85ZM146 84H144L143 86H146ZM111 85L114 86L113 83ZM247 85H249L250 87ZM65 86L67 88L69 87L68 90L71 89V96L72 97L68 96V94H70V91L69 92L66 91L67 95H65V91H64L66 88ZM89 86H86V88H84V89L87 90V88H88V90H89L91 88V87L89 88ZM63 87H65V88H63ZM81 87H83V88H81ZM133 87H132V90L135 88V87L134 88ZM202 87H204V88L202 89ZM99 88H96V90H98ZM141 88H142L143 92L140 91ZM249 88H250V90H249ZM72 89L75 90V91H73L74 94L72 93ZM80 89L83 92L85 91L84 94L82 91H80ZM247 89H248V92H247ZM90 90L92 92V89H90ZM217 90H219V91H217ZM220 91H222V92H220ZM75 92L79 93L80 97ZM93 92H95L94 89H93ZM242 92H244L246 95ZM80 93L83 95H81ZM85 93L87 95H85ZM232 93H233V95H232ZM73 95H76L79 98L75 97ZM231 95L233 96V99H234V97L237 98V99H235L236 101L232 99ZM60 96L65 97L62 99L65 101L64 103H61ZM87 96H88L89 100L86 99ZM91 96H92L91 98H93V95H91ZM225 96H228L229 98H227ZM238 96H241V97H238ZM68 97H70V98L68 99ZM73 97L76 98V101H80V102H81V100H79V99L82 97V103L87 102L86 106L84 108V109H87L86 110L87 112H85V110H83V109L80 112V110L77 109V105H76V107L73 106V104H74ZM84 97L87 101L84 99ZM71 98H72V100H70ZM77 98H78V100H77ZM199 98L202 99V97H200V96H199ZM240 98L242 99V102H241ZM248 98H249V100H247ZM83 99L85 102L83 101ZM244 100H245V102H244ZM88 101H89V104H88ZM66 102H68V103H66ZM70 102H73V103L70 104ZM94 103H95V101H94ZM262 103H263V105H262ZM57 104L61 105V106L63 104H66L67 106H70V108L66 107V105L65 106L63 105L62 107H60ZM198 105L202 106L203 104L199 103ZM253 105H255V106H253ZM221 106L222 105H218V106H216V108H221ZM63 107H65V108H63ZM71 107H73V109L75 108V110L72 111ZM68 108L71 109V111L68 110ZM223 108H225V107H223ZM78 110L80 113H82V111H83L81 117H80V113L77 114ZM228 110H229L228 108H227V111L225 110L226 113L228 112ZM74 111H76L75 112L76 115H75ZM262 111H263V114H262ZM241 112L242 113L244 112L245 114L243 113L244 114L243 115ZM215 113H216V111L214 113H212V116L215 115V117H219V114L216 113L217 114L216 115ZM72 114H73V116H72ZM229 114H230V112H229ZM254 114H256V115H254ZM74 115H75V117H74ZM77 115L79 117H76ZM88 117H89V119H87ZM85 118H86V120H83ZM219 118H221V116ZM256 118H258V116H256ZM73 119H76L75 123L73 122L74 121ZM79 119H81V121L82 120L84 121V122L82 121L83 124H80V121H78L79 123H77V120H79ZM247 119H249V120H247ZM239 120H241L242 122ZM71 122L76 124V125L72 124L69 126V123L71 124ZM232 124H233V126L231 127ZM67 125L69 128L67 127ZM66 128H68V130ZM70 128H73L74 131L76 130L75 133H73L74 132L73 129L71 130ZM232 131L234 133H232ZM245 132H246V130H245ZM245 132L243 133V134H245V136H244L245 142H243V143H245L244 146L246 145V147H247V149H246L247 154H249V157L251 158L252 161H253V159L256 160V158H257V160L261 163V165H264V146H261L262 148H260V151H256L254 147H250V143L252 145L253 142L257 141V139L254 135H252V137H251L249 134H246ZM75 134L77 135V138L74 137ZM92 134H94V133L92 132L91 134H88L87 137L92 136ZM78 136L80 137L81 141L78 139L79 138ZM121 136H122V138H121ZM253 136L255 138L254 140H253ZM245 137L247 138V140L249 138L248 143H247V140L245 139ZM260 139H262V137H260ZM91 140H94V139H91ZM115 141H116V143H115ZM100 142H103V143H102V145L99 146ZM113 142H114L115 147H113L114 146ZM88 143H92V145L94 143L95 144V146H93L94 148L92 149L91 145ZM257 144L259 146L261 145L258 142H257ZM103 145H104V148H105V146L108 147V148H105L106 150L104 149L105 151L103 149H101V148H103V147H101ZM109 146H111V147H109ZM200 146L202 148V145H200ZM95 147L96 148L99 147L101 149V151L103 150V152H106V151H108V152L103 153L100 151V154L103 155V156H101L98 153L99 151L97 152V150H99V148L96 150ZM246 147H244V148H246ZM90 148H91V150H90ZM93 150L94 151L96 150L95 152H97L98 155L94 154ZM88 151H89V153H88ZM111 152H113V151H111ZM246 152H244V154ZM255 152L256 153L258 152V153L256 154ZM90 153H92V154H90ZM90 155L92 158L88 157ZM93 156H94V158H93ZM99 156H101V157H99ZM106 156H107V158H105ZM242 156L240 158L238 157L241 160H238L236 158L231 159L229 157H227V159L229 158V160H227V159H225V156L223 155L221 161L224 162L227 160L228 164H231V166H229L231 168V169H229L230 170L229 172H231L230 173L231 176H229V178H228L227 177L228 175L227 176L223 175L224 179L222 178V180L224 182L222 180H221L222 182H220L217 179V176L219 177L224 172L225 167H224L223 163H221V166H220V164H218V168L219 167L220 168L218 170V168L216 167L215 171L213 172L214 175H212V173L210 174V172L205 171L207 173L204 172V177H203L204 179L203 180L201 179V182H203V186H204V184H206L205 185L206 187L204 188V193H206L207 199H210L209 197L212 195L209 192L214 191L217 186H219L222 189L221 195L215 194L216 199L210 201L211 203L210 202L207 203V205L213 204L214 205L213 207H215V205L218 201L219 202L222 201L221 199H223V194L224 195L226 194L227 189L230 190L231 188H233V190L231 189V192L232 193L235 192V195L233 194L234 197L232 196V198L236 199V200H233V199H232V201L229 200V203H228V205H229L231 202V205H229V207H230L229 211L232 213L231 214L229 213V216H228V212L227 211L224 212V210H227V209H224L225 205L221 206L219 202H218V204L220 207L218 206V204H217L218 208L217 207L213 208L212 205H209L210 206V209H209V206L205 205L206 203L204 204L203 202L197 201V199H196L197 203H199L201 206L199 207V204H197V206H196L197 210L195 211V213L200 212V214L204 212L203 215L199 214L201 217H204V218H205V216L209 217L210 214L215 212L216 209L221 210L222 214L225 213L223 215L220 214L221 213L220 211H216L219 213H215V214H219V215L223 216L221 219V221L222 220L224 221V223L222 221V226L220 225L221 221L214 223V224H216L217 227L218 226L220 227L221 231L227 230L230 228V226H232V223H231L232 221L231 222L226 221V218H227V220H229V218H231L232 215L236 214L237 216H239V214H240V217L244 218L245 221H244V219L241 221L242 225L240 223V227H238L239 230L237 229L235 232V235H234V236H236V234L241 233L239 235L242 238H239V235L237 236L238 239L236 238L238 244H241L243 242V240H241V239H243V238L246 239V238L250 237L251 230H246L245 225H247L246 223L252 222V218H251V221L248 218L252 217L251 214H253L254 211L256 212V210L258 209V212H259L260 206H258V205H260L261 200H262V198H259V199L254 198L255 201H253L252 203L251 202L249 203V206H251L250 204H253L254 202H256V203L258 201L260 202V203L258 202L259 204L257 203L258 205L253 204V207L251 206L252 207L251 211H253V213L249 214L248 211H246L244 209L245 208L244 207L245 199H244V193L243 192H245V195L249 194L250 191H252L249 189H254L255 186H257L256 185V178H257L256 176L258 173V171H257L258 169L253 168V169L249 170L250 172L252 171L251 173H249L251 176L248 175V178H247V179H249L248 180L249 183H247V185L249 187L246 184H242V186L240 188H238L236 186V181L234 178L236 176L234 174H236L235 172L238 171L237 168L238 169L241 168V165H242L243 161L245 160V158ZM97 157H99L100 159L101 158L103 159V157H104L106 161H104V159H103V162H102V160H100ZM95 158H97V159L95 160ZM92 159H93V161H92ZM88 161L92 162V163H89ZM237 162H238V165H237ZM91 164L92 165L94 164L93 169L91 167ZM95 164L97 166H95ZM94 167H95V169H94ZM113 169H116V170H113ZM97 170H98V172H97ZM106 172H108V173H106ZM191 172L194 174L195 173L198 174L199 170H194ZM6 173H8V174H6ZM110 173H113V175L112 174L110 175ZM255 173H256V175H255ZM11 174L13 175L12 177H11ZM197 174H195V176ZM109 175H110V177H109ZM197 177H198V175H197ZM31 178H33V176ZM101 179L103 180V182ZM112 179H109L111 181V183H113ZM216 179H217V181H216ZM100 180H101V182H99ZM119 180L121 181L120 184H118ZM230 180H231V182H230ZM233 180L235 181V183L232 182ZM33 181H34V184H33ZM19 182H20V185H22L21 191H19L21 189L20 185L18 184V186H17V183H19ZM212 182H214L216 187L214 186V184ZM111 183H109V181H108L106 184H111ZM220 183H222L221 186H220ZM29 184H30V186H29ZM223 184H225V185H223ZM125 185H124V188H127ZM24 186H26V187H24ZM90 186L94 187V188H91ZM116 186H114V185L112 186L113 188L115 187L114 188L115 190L113 191V193L117 192L118 189L120 188V187L116 188ZM234 187L235 188L237 187V190L236 189L234 190ZM250 187H252V188H250ZM18 188H19V190H17ZM92 189H94L95 191L93 192ZM201 189L203 190V188H201ZM194 190L195 191L193 193L196 194L195 193L196 189H194ZM248 190H249V192H248ZM15 191H19V194H18V192H15ZM119 191H120V189H119ZM86 192H88V193H86ZM12 193H17L19 195V196L17 195V200H18V198H20L21 201H17L15 198L16 195H14ZM208 194L210 196H208ZM11 195L15 199V201H14L13 198H10V200H11L10 202H12V200L14 201V203H13L14 209H12V207H13L11 205L12 203L9 202V197H11ZM219 196L221 197V199H219L220 198ZM213 197H215V196H213ZM239 197H241V198L239 199ZM204 198H205V196H204ZM182 199H183V197H182ZM214 201H215V203H214ZM240 201H242V202H240ZM238 202L240 205L238 204ZM19 203L21 204V206L18 205ZM23 203L25 205L24 208L22 207V206H24V205H22ZM121 203H123V204H121ZM202 203L204 206H202ZM26 204H29V205H26ZM119 205L120 206H117L118 210L123 209L125 206L124 202H120ZM19 206H20V208H19L20 211L18 212L19 209L15 211V209L18 208ZM205 207H207V208H205ZM245 211L250 215V217L246 216L247 213ZM239 212H241V213H239ZM242 212H243V214L244 213H246V214L243 215ZM260 213H258V214H260ZM205 214H207V215H205ZM254 214H253V216H254ZM141 215L142 214H140L139 216L141 217ZM256 216H262V217L258 218L259 221H258V223H256V224H258V226L254 225L255 228L257 227L256 228V230H258L257 233H262L264 228L261 227L260 224L262 221H264L263 212L261 213V215H256ZM16 218L19 221H16L17 220ZM22 218H23L24 222L28 223V224H25V223L23 224V221L21 220ZM134 220H136V223L134 222ZM19 222H21L22 225H25V227H28L27 225H29L30 223H32L33 226L32 227L29 226L30 227V228L28 227L29 229L22 226L24 229L21 228V229H23V230L20 229L21 232H19L20 230L17 229L15 231L17 233H14V234H12L10 232V235L12 237L8 234L9 232L7 233V232H5L6 230H2V227L4 229H6V227L9 225L11 227L12 226L14 227L15 224L19 225L20 224ZM227 222H229L228 223L229 227H228ZM3 223H4V225L1 226ZM13 223H15V224L13 225ZM244 223H245V225H244ZM132 224H134V226ZM142 225H143L144 229H143ZM185 226H188V225H185ZM226 226L228 228H226ZM11 227H10V230L12 231L13 227L12 228ZM139 227H141V228H139ZM114 228H116V230ZM242 228H244V229H242ZM112 229L117 231V232L119 231L120 233L122 231V233L121 234L119 232L114 233ZM10 230L7 229V231H10ZM143 230H144V232H143ZM244 230H246V231L244 232ZM145 231L148 233H146ZM237 231H239V233ZM126 232H127V234H126ZM128 233H129V235H128ZM7 234L10 236V238ZM122 234H123V236H122ZM124 234H125V236H124ZM141 234L142 235L144 234V235L141 236ZM145 234H146V236H145ZM148 234H151V235H148ZM246 234H247V237H245ZM15 235H16V237H15ZM126 235H128V236H126ZM133 235H135V237ZM137 235H138V237H137ZM160 236H161V234H160ZM13 237H15L14 239L17 240V242L15 241L16 243L14 245H13L14 241L12 243ZM6 238H8V239L6 240ZM151 240H153V242L155 243V246H154L155 248L153 250H152V248H149V246L147 247L148 242ZM8 241H10V242H8ZM25 242H27V244L30 243L28 248L23 247ZM207 243H206V245L208 246L210 244V241ZM28 249H30V250H28ZM240 252H243V251L240 250ZM237 254H238V252H237ZM157 259H158V256H157ZM215 259H217V257ZM215 259H214L213 264H218L219 260L217 261ZM218 259H219V257H218ZM160 261L161 260H157L156 262L159 264H161V263L163 264V261L162 262H160ZM145 262L146 261H144L143 264H145ZM58 263H56V264H58Z\"/></svg>",
	"mask_w": 264,
	"mask_h": 264
}]
</instances>
